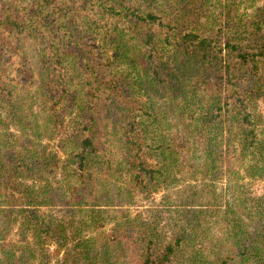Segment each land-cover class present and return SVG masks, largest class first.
<instances>
[{
	"label": "trees",
	"instance_id": "1",
	"mask_svg": "<svg viewBox=\"0 0 264 264\" xmlns=\"http://www.w3.org/2000/svg\"><path fill=\"white\" fill-rule=\"evenodd\" d=\"M261 103L264 0H0V264H264Z\"/></svg>",
	"mask_w": 264,
	"mask_h": 264
},
{
	"label": "rangeland",
	"instance_id": "2",
	"mask_svg": "<svg viewBox=\"0 0 264 264\" xmlns=\"http://www.w3.org/2000/svg\"><path fill=\"white\" fill-rule=\"evenodd\" d=\"M18 79L20 80V77L16 78L15 80L17 81ZM17 84H20V83H17ZM260 108H261V111L264 113V103H261V104H260ZM261 187H262V183H259V182L254 183V189H255L257 192L260 191ZM160 194H161V193H159V194H157V195H154L153 197H154L155 199H157V198L160 196ZM140 203H141V199H139V200L137 201V204L140 205ZM142 204L145 206V205L147 204V200H145L144 202H142Z\"/></svg>",
	"mask_w": 264,
	"mask_h": 264
}]
</instances>
